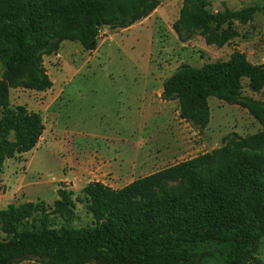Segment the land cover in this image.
I'll use <instances>...</instances> for the list:
<instances>
[{
    "label": "trees",
    "instance_id": "obj_1",
    "mask_svg": "<svg viewBox=\"0 0 264 264\" xmlns=\"http://www.w3.org/2000/svg\"><path fill=\"white\" fill-rule=\"evenodd\" d=\"M162 0H0V45L13 43L0 79V192L7 159L31 151L45 123L25 105L10 106V89L46 91L53 81L43 65L64 40L86 50L98 46L104 27L128 28L148 17ZM211 0H184L173 29L182 41L200 32L208 45L223 47L264 7L214 12ZM228 28H225V25ZM8 47L0 53H7ZM264 88V62L251 63L236 49L230 58L201 66L182 63L163 84L161 97L178 100L180 117L205 129L209 98L246 108L262 125L256 133L226 135L223 145L114 188L90 181L80 195L61 187L53 205L45 200L0 208V264L37 258L44 264H179L185 246H225L223 264H264L257 256L264 236V101L243 93ZM76 200L93 224L74 227ZM61 220L59 223L58 220Z\"/></svg>",
    "mask_w": 264,
    "mask_h": 264
},
{
    "label": "rangeland",
    "instance_id": "obj_2",
    "mask_svg": "<svg viewBox=\"0 0 264 264\" xmlns=\"http://www.w3.org/2000/svg\"><path fill=\"white\" fill-rule=\"evenodd\" d=\"M183 4L184 0H162L148 17L128 28L104 27L93 51L78 41L64 40L58 54L43 58L52 88L10 89V106L25 105L39 112L45 130L34 149L5 161L0 208L39 200L53 205L61 187L73 190L76 198L94 180L120 188L138 177L218 149L230 133L245 136L262 129L246 108L211 96L210 122L201 130L180 117L178 100L161 97L164 81L182 63L201 66L227 60L236 49L253 64L264 62V8L249 20L234 21L231 29L237 35L218 47L208 45L200 32L185 42L179 38L173 24ZM251 5L264 7V0H211L209 8L217 12ZM6 47L10 50L0 53V79L15 44L0 45V49ZM243 85L244 94L264 101V88L253 91L247 78ZM2 112L0 108V117ZM75 211L72 226L93 224L84 203L76 200ZM8 236L0 226V240ZM183 250L179 264H223L227 258L225 246L218 243ZM257 256L264 261V236ZM15 264L44 263L32 257Z\"/></svg>",
    "mask_w": 264,
    "mask_h": 264
},
{
    "label": "crops",
    "instance_id": "obj_3",
    "mask_svg": "<svg viewBox=\"0 0 264 264\" xmlns=\"http://www.w3.org/2000/svg\"><path fill=\"white\" fill-rule=\"evenodd\" d=\"M152 173V172H151ZM150 174V173H149Z\"/></svg>",
    "mask_w": 264,
    "mask_h": 264
}]
</instances>
